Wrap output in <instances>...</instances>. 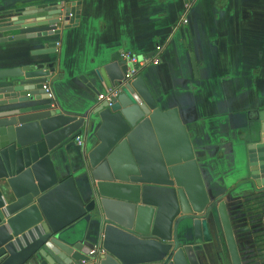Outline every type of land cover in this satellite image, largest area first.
<instances>
[{"label":"water","instance_id":"water-1","mask_svg":"<svg viewBox=\"0 0 264 264\" xmlns=\"http://www.w3.org/2000/svg\"><path fill=\"white\" fill-rule=\"evenodd\" d=\"M68 1L26 0L4 12L0 43L44 44L33 56L55 52L57 43L48 41L80 21V4ZM127 69L121 52L99 66L107 88L121 92L86 116L62 112L45 91L54 64L0 70V264H209V244L223 264L228 257L244 264L232 214L207 190L178 109L162 110L142 75L125 83ZM98 120L99 144L92 150L77 144ZM262 139L249 156L250 178L260 188ZM60 152L72 168L63 179L54 162ZM77 173L90 189L86 201ZM182 218L194 222L192 244L174 236ZM91 222L100 225L98 244L88 238Z\"/></svg>","mask_w":264,"mask_h":264},{"label":"crops","instance_id":"crops-1","mask_svg":"<svg viewBox=\"0 0 264 264\" xmlns=\"http://www.w3.org/2000/svg\"><path fill=\"white\" fill-rule=\"evenodd\" d=\"M68 3L80 4V21L48 41L57 43L55 52L33 56L45 45L0 43V70L29 61L54 64L55 73L49 80L54 104L64 113L86 116L100 102L99 95L108 90L97 72L102 63L123 51L152 57L161 46L160 63L147 66L140 75L162 110L178 109L207 190L217 202L227 203L230 214L235 203L248 206L244 230H254L258 245L264 243V188L249 175L250 147L264 136V118L260 117L264 113V0ZM25 5L26 0H0V16ZM185 16L189 22L182 25ZM100 126L98 120L93 129H83L81 138L87 149L99 144ZM54 162L61 179L72 174L64 152ZM75 179L82 198L88 200L90 189L84 174L77 173ZM174 232L178 244H192L193 220L179 219ZM100 234L99 223L91 222L88 238L98 244ZM206 251L212 264L220 263L212 244ZM260 251L264 264V250Z\"/></svg>","mask_w":264,"mask_h":264},{"label":"built area","instance_id":"built-area-1","mask_svg":"<svg viewBox=\"0 0 264 264\" xmlns=\"http://www.w3.org/2000/svg\"><path fill=\"white\" fill-rule=\"evenodd\" d=\"M189 22L188 18L185 16L181 19L182 25H187ZM162 51L161 46L156 47V53L152 57L138 56L129 51H123L121 53L122 63L128 66L127 73L124 77L125 83H130L134 81L141 72L150 65H158L161 61L160 52ZM44 89L52 99L53 94L50 88V85H44ZM121 92V88H112L108 89L105 93L100 94L98 99L99 101H107L110 105L118 97ZM77 144L82 145L83 139L81 137L77 138ZM94 252V251H93Z\"/></svg>","mask_w":264,"mask_h":264},{"label":"rangeland","instance_id":"rangeland-1","mask_svg":"<svg viewBox=\"0 0 264 264\" xmlns=\"http://www.w3.org/2000/svg\"><path fill=\"white\" fill-rule=\"evenodd\" d=\"M189 13V17H190ZM242 203H235L233 204V209H231L232 212V218L234 221L235 230L237 231L239 237L241 238L240 243L242 244V251L241 256L243 258L244 264H263L261 259L259 258L258 254H260V250H264V243H260L258 245V242L256 241L255 232L251 229L250 233L249 230H244L246 227L245 223L247 220V214L250 212L248 210V206H242ZM246 214V215H245ZM256 227V231H257ZM243 233H246L245 235H242ZM222 245L223 250L226 256H228V251L226 247V242L224 241V237L222 238ZM227 252V253H226ZM259 252V253H258ZM227 262V261H226ZM226 264H230V260L228 257V262Z\"/></svg>","mask_w":264,"mask_h":264},{"label":"flooded vegetation","instance_id":"flooded-vegetation-1","mask_svg":"<svg viewBox=\"0 0 264 264\" xmlns=\"http://www.w3.org/2000/svg\"><path fill=\"white\" fill-rule=\"evenodd\" d=\"M239 243H240V242H239ZM241 245H242V244H241ZM241 248H242V246H241ZM214 251H215V253L217 254V252H216V250H215V247H214ZM241 251H242V249H241ZM218 257H219V256H218ZM219 259H220V258H219ZM208 263H209V264H212L211 261H210L209 259H208ZM219 264H223L221 260H220V263H219Z\"/></svg>","mask_w":264,"mask_h":264}]
</instances>
